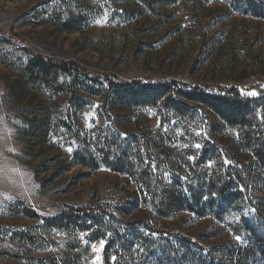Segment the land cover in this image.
<instances>
[{"label": "rangeland", "instance_id": "374dc122", "mask_svg": "<svg viewBox=\"0 0 264 264\" xmlns=\"http://www.w3.org/2000/svg\"><path fill=\"white\" fill-rule=\"evenodd\" d=\"M204 94L264 95V0H0V264L255 247L264 170ZM166 194L183 208L158 210Z\"/></svg>", "mask_w": 264, "mask_h": 264}, {"label": "trees", "instance_id": "16d2710c", "mask_svg": "<svg viewBox=\"0 0 264 264\" xmlns=\"http://www.w3.org/2000/svg\"><path fill=\"white\" fill-rule=\"evenodd\" d=\"M37 62L39 64L40 73L44 75L48 74L53 68L56 70H67L72 67V65L67 63H53L50 60H45L41 56H38ZM165 92V89H162V91H155L154 95L157 96L156 98H163L165 96L164 94H166ZM191 98L207 105L227 125H230L233 129V136H235V138L237 136L249 152H252L253 155L258 158L259 167L264 170V129L256 132L257 126L264 125V95H261L260 97H243L240 94L224 96L204 94L200 97ZM169 100L172 99L166 98L165 101ZM164 198L161 199V203L156 207L158 210L170 209L173 211H179L183 208L180 199H174L170 194H166ZM259 212L260 214L257 222L259 224L258 226H260L259 231H256L255 229L249 231L250 239L255 247H252L251 249H240V254L244 256L241 257L238 255L237 258H234L232 264H252V259L250 257L254 252L261 257H264V214L261 208H258V213ZM70 214L71 213L68 212V216ZM87 216L89 217L88 221L94 224H99L103 219L102 213L100 212H97L96 214L91 212ZM199 264L212 263L204 261Z\"/></svg>", "mask_w": 264, "mask_h": 264}, {"label": "snow or ice", "instance_id": "6c2138e0", "mask_svg": "<svg viewBox=\"0 0 264 264\" xmlns=\"http://www.w3.org/2000/svg\"><path fill=\"white\" fill-rule=\"evenodd\" d=\"M247 94H248V95H256V93H254V92H250V93H247ZM197 147H199V145H197ZM69 151H70V149H69ZM236 239L239 240L240 237H236Z\"/></svg>", "mask_w": 264, "mask_h": 264}]
</instances>
